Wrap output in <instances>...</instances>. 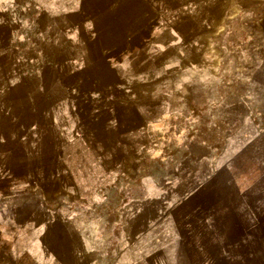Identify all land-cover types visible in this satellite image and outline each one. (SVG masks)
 <instances>
[{
	"label": "rangeland",
	"instance_id": "obj_1",
	"mask_svg": "<svg viewBox=\"0 0 264 264\" xmlns=\"http://www.w3.org/2000/svg\"><path fill=\"white\" fill-rule=\"evenodd\" d=\"M0 264H264V0H0Z\"/></svg>",
	"mask_w": 264,
	"mask_h": 264
},
{
	"label": "crops",
	"instance_id": "obj_2",
	"mask_svg": "<svg viewBox=\"0 0 264 264\" xmlns=\"http://www.w3.org/2000/svg\"><path fill=\"white\" fill-rule=\"evenodd\" d=\"M190 47H191V54L194 51L196 59L201 61V64L198 63L196 68H194L195 71H197L198 69H206L207 68V69L212 70V73H213L214 70L217 69L215 64L212 63L210 58H208L209 57L208 53L205 52V51H202V47L201 46H199V45H191ZM178 57L182 58V54L180 56H178ZM192 65H194V64H192ZM195 73H197V72H195ZM195 77L197 78L198 76H195Z\"/></svg>",
	"mask_w": 264,
	"mask_h": 264
}]
</instances>
